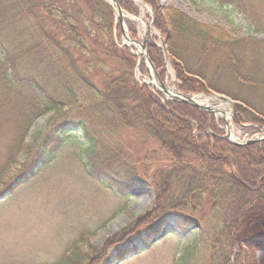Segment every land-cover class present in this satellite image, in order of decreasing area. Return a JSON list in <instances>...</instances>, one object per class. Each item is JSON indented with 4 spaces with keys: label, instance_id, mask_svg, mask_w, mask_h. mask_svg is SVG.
Wrapping results in <instances>:
<instances>
[{
    "label": "trees",
    "instance_id": "1",
    "mask_svg": "<svg viewBox=\"0 0 264 264\" xmlns=\"http://www.w3.org/2000/svg\"><path fill=\"white\" fill-rule=\"evenodd\" d=\"M143 1L152 8V26L166 44L178 91L210 88L226 94L238 102L233 122L242 130L264 127V38L236 40L171 5ZM118 4L138 12L128 1ZM254 22L256 31L264 29ZM125 23L135 39V26ZM120 34L103 0H0V134L6 137L0 197L31 177L68 136L94 179L120 194L147 182L154 189L150 208L103 243L101 253L113 249L118 257L126 245L121 239L141 229L147 238L168 223L198 229L193 215L205 204L220 223L217 238L233 248L246 222L263 223L264 140L235 145L224 139L212 113L162 101L160 93L135 80L136 58L119 47ZM155 43L146 38L148 58L160 73L163 53ZM45 114L46 124L29 133ZM121 127L142 128L155 137L174 156L171 163L151 174L141 170L121 145ZM244 244L249 255L264 248V243ZM100 251L75 244L56 264H88Z\"/></svg>",
    "mask_w": 264,
    "mask_h": 264
},
{
    "label": "rangeland",
    "instance_id": "2",
    "mask_svg": "<svg viewBox=\"0 0 264 264\" xmlns=\"http://www.w3.org/2000/svg\"><path fill=\"white\" fill-rule=\"evenodd\" d=\"M103 1L111 9L115 22H118L111 0ZM125 1L138 9L137 14H132L120 7L121 14L124 13V29L130 39L133 38L125 21H131L135 26L134 40L137 43L128 41L132 52H136L137 47L140 49L142 40L149 36L156 38L155 44L162 50L164 41L152 26L151 6L143 0ZM157 2L163 7L171 5L199 23L220 27L236 40L251 38L259 41L264 38V29L256 31L254 22L256 20L264 25V0ZM123 39L120 34L117 43L136 58L133 74L137 82L147 83L151 76L157 84L168 85L178 91L176 74L166 51L162 50L163 67L159 73L154 67L153 70L150 68L142 54L133 55L126 47L120 46ZM97 76L102 78L104 74L97 73ZM203 84L208 88L205 80ZM148 86L161 94L162 101L169 100L159 86L157 89L160 91L151 84ZM196 94L206 97L222 94L233 102L231 106L218 97L207 98L203 102L215 109L212 114L223 136L225 131L237 140L264 135V131H244L233 122L236 100L210 88L206 93ZM201 99H205L204 96ZM48 117L49 114H45L38 118L29 133L42 128ZM119 134L123 149L148 174L158 165L167 167L174 157L142 128L121 127ZM5 138L0 134V165L6 152ZM147 184L133 187L123 194L109 188L102 181L94 179L81 149L67 136L62 147L52 153L31 177L15 185L11 193L0 197V264H56L64 252L75 244L86 251L92 246L100 251L103 243L118 235L128 223L150 208L154 189ZM172 186L176 188L175 182ZM212 216L213 212L205 204L201 211L193 215L198 220V229L193 225L182 230L168 223L151 238L143 235L145 231L141 229L138 235L131 236L134 238L127 236L121 239L126 245L118 257H114L113 249L104 253L100 251L89 257L88 264H227L226 257L229 264H264V248H253V253L249 255L244 244L245 241L264 243V228L261 227L264 226V218L261 217H264V212L259 215L263 223L252 224L258 220L252 219L244 224L233 248L226 243L221 244L217 238L216 226L220 223H215ZM132 242L135 245H130Z\"/></svg>",
    "mask_w": 264,
    "mask_h": 264
},
{
    "label": "water",
    "instance_id": "3",
    "mask_svg": "<svg viewBox=\"0 0 264 264\" xmlns=\"http://www.w3.org/2000/svg\"><path fill=\"white\" fill-rule=\"evenodd\" d=\"M111 2H112V4H111L112 8H113V9L115 10V12H117V14H118V18H117V19H118V22H119V25H120V29H121V32H122V37L125 38V39H128V40L131 41V42L137 43V41L130 39V38L125 34L124 23H123V19H122V16H121V8H120V6H119L117 0H111ZM121 45L124 46V47H126L127 50H128L129 52H131L133 55H137L136 52H132V49L130 48V46H129L128 44H125L124 42L121 41ZM162 47H163V50L166 51V48H165V44H164V43L162 44ZM140 48H141V50H142V52H141L142 56H143L144 59L146 60L147 64H148V65L151 67V69L153 70L154 68H153V66H152V64H151V62H150V60H149V58H148V56H147V53H146L145 38L142 40V43L140 44ZM150 79H151V76H150ZM160 86H161V88H162V90H163V91H162L163 94H164L165 96H167L168 92H167V90L165 89V86H164L163 84H161ZM216 96L219 97L222 101H228V102L231 103V101H230L228 98H226L225 96H223V95L216 94ZM170 98H172V99H176V100H178V101H180V102H182V103L191 104V105H193V106H195V107H197V108H199V109H202V110L213 111V109H212L210 106H208V105H202V104H199V103H197V102H194L191 96H184V95H182V94L179 93V92H176V94H175L174 96L170 97ZM224 138H225L226 140H228L229 142L234 143V144H236V145H247V144L254 143L255 141L258 140V139H250V140L243 141V142H240V141H234V140H231V139H230V136H229L228 131H225V136H224Z\"/></svg>",
    "mask_w": 264,
    "mask_h": 264
},
{
    "label": "bare ground",
    "instance_id": "4",
    "mask_svg": "<svg viewBox=\"0 0 264 264\" xmlns=\"http://www.w3.org/2000/svg\"><path fill=\"white\" fill-rule=\"evenodd\" d=\"M123 14H124V13H122L121 16H123ZM115 15L118 16V14H117L116 12H115ZM122 41H123L124 43H126V44L129 43L126 39H123ZM136 53H137L138 55L141 53V50L139 49V47L136 48ZM149 82H150V83H153L156 87L158 86V84H157L153 79H150ZM165 87H166V90H167V92H168V94H167V98L172 97V96H174V95L176 94V91L173 90L172 87H170V86H168V85L165 86ZM203 96H204L205 99L202 100L201 98H202ZM191 97H192V99H193L194 102H197V103L202 104V105H204L203 102H204L205 100H207V98H210V99L215 98L214 96L206 97L205 95H201V94H193V95H191ZM227 103H228V102H227ZM228 104H229V103H228ZM211 108H212V107H211ZM214 110H215V109H214ZM216 111H218V110H216ZM218 114H219V113H218ZM230 139H231V140H234V141H237V139H235V138L233 137V135H231Z\"/></svg>",
    "mask_w": 264,
    "mask_h": 264
}]
</instances>
